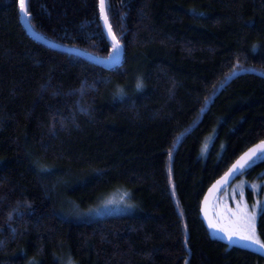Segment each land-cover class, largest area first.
Returning a JSON list of instances; mask_svg holds the SVG:
<instances>
[{
  "label": "trees",
  "instance_id": "trees-1",
  "mask_svg": "<svg viewBox=\"0 0 264 264\" xmlns=\"http://www.w3.org/2000/svg\"><path fill=\"white\" fill-rule=\"evenodd\" d=\"M105 3L123 46L110 70L33 39L0 0V264H264L199 210L264 140V0ZM26 6L43 38L109 55L98 0ZM259 157L235 181L263 183ZM121 194L130 212L94 217Z\"/></svg>",
  "mask_w": 264,
  "mask_h": 264
},
{
  "label": "rangeland",
  "instance_id": "rangeland-1",
  "mask_svg": "<svg viewBox=\"0 0 264 264\" xmlns=\"http://www.w3.org/2000/svg\"><path fill=\"white\" fill-rule=\"evenodd\" d=\"M248 190L252 192V197H254L251 203L247 201L246 197V191ZM108 198L102 206H99L92 213L95 215L94 217L100 214H118L122 211L130 212L133 209V206L128 201L129 198L123 194L115 197L109 196ZM216 198L212 210L217 227L225 234L224 242L229 247L235 245L241 248H247L254 252H259L264 256V249H260L258 245L241 240H237L236 244H231L228 240L229 235L233 239H237L239 235H251L252 232L255 233V238L259 239L256 230V218L264 205V182L253 181L251 183L242 178L240 181L231 183Z\"/></svg>",
  "mask_w": 264,
  "mask_h": 264
},
{
  "label": "water",
  "instance_id": "water-1",
  "mask_svg": "<svg viewBox=\"0 0 264 264\" xmlns=\"http://www.w3.org/2000/svg\"><path fill=\"white\" fill-rule=\"evenodd\" d=\"M99 3V0H98ZM26 5H27V0H26ZM27 7V6H26ZM105 12H106V3H105ZM99 14H100V22L103 27V31L105 36L108 39L109 45L111 47L110 53L107 57H98L93 54H89L83 50H79L76 48H70V47H64L59 44H55L54 42L43 38L40 34H38L33 28H31L30 23H29V17L28 18H23L21 17L20 13V20L22 26L26 29L28 34L33 38L42 43L45 46H48L52 49L55 50H61L66 53L73 54L75 56L81 57L83 59H86L90 63H94L98 65L101 68L105 69H113L114 67L118 66L121 64L123 60V46L120 45L118 42L117 38L116 41L113 40V32L111 30V33L108 30V25L105 24V19L104 15L101 14L100 12V7H99ZM107 15V14H106ZM108 18V16H107ZM116 37V36H115ZM115 42H118L120 47V50L118 52L113 51V44ZM264 144V140L262 142H258L254 145H252L250 148L246 149L243 151L239 157H237L230 165V167L222 174L218 179H216L214 182H212L209 186L207 191L204 193L202 196V201L200 204V217L201 220L204 223V226L210 234L213 235L214 238L216 239H224L225 234L224 232L220 231V229L217 227L216 222L214 221V215H213V210L212 206L214 201L217 199L216 197L220 195V193L225 190L228 186H230L231 183H233L241 173V171L249 165L252 160L255 158L259 157L262 155V149L258 148L257 146ZM255 150V151H253ZM243 158V159H242ZM239 162V163H238Z\"/></svg>",
  "mask_w": 264,
  "mask_h": 264
},
{
  "label": "snow or ice",
  "instance_id": "snow-or-ice-1",
  "mask_svg": "<svg viewBox=\"0 0 264 264\" xmlns=\"http://www.w3.org/2000/svg\"><path fill=\"white\" fill-rule=\"evenodd\" d=\"M30 2V0H28ZM99 7H100V12L102 15H104L105 19V24L108 25V18L105 12V0H99ZM19 13L21 17L23 18H28L30 16V13L28 11V8L26 7V0H19ZM108 30L111 33V26L108 25ZM113 40L116 41V37L113 36ZM120 45L118 42H115L113 44V51L118 52L120 50ZM137 87H141L140 84L137 85ZM258 148L262 149V155H264V144L257 146ZM255 151V150H253ZM260 158V157H257ZM243 159V158H242ZM239 163V162H238ZM264 207V206H262ZM228 240L231 244H236L237 240L241 241H249L250 244H255L258 245L260 249H264V243H261L259 239L255 238V233L252 232L251 235H239L237 239H233L231 235L228 236Z\"/></svg>",
  "mask_w": 264,
  "mask_h": 264
},
{
  "label": "bare ground",
  "instance_id": "bare-ground-1",
  "mask_svg": "<svg viewBox=\"0 0 264 264\" xmlns=\"http://www.w3.org/2000/svg\"><path fill=\"white\" fill-rule=\"evenodd\" d=\"M107 13V12H106ZM108 16V15H107Z\"/></svg>",
  "mask_w": 264,
  "mask_h": 264
}]
</instances>
